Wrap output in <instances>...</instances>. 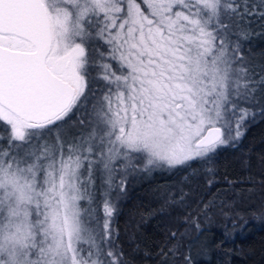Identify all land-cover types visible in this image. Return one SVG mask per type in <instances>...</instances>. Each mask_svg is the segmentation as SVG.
Returning <instances> with one entry per match:
<instances>
[{
    "label": "snow or ice",
    "instance_id": "1",
    "mask_svg": "<svg viewBox=\"0 0 264 264\" xmlns=\"http://www.w3.org/2000/svg\"><path fill=\"white\" fill-rule=\"evenodd\" d=\"M256 21L264 0H0V264H124L127 177L264 118Z\"/></svg>",
    "mask_w": 264,
    "mask_h": 264
},
{
    "label": "trees",
    "instance_id": "2",
    "mask_svg": "<svg viewBox=\"0 0 264 264\" xmlns=\"http://www.w3.org/2000/svg\"><path fill=\"white\" fill-rule=\"evenodd\" d=\"M250 37L245 49L260 60L259 21ZM127 190L114 219L124 264H264V118L257 116L238 146ZM190 242L199 247L190 251Z\"/></svg>",
    "mask_w": 264,
    "mask_h": 264
},
{
    "label": "rangeland",
    "instance_id": "3",
    "mask_svg": "<svg viewBox=\"0 0 264 264\" xmlns=\"http://www.w3.org/2000/svg\"><path fill=\"white\" fill-rule=\"evenodd\" d=\"M223 147H225V146H222L221 148H219L218 150H217V152L216 153H214V154H211L207 159H203V160H197V161H206L207 162V160L208 159H211L214 155H216L218 152H219V150L220 149H222ZM178 168H180V167H178ZM176 169V168H175ZM171 170H174V169H153L152 171H149V172H141V173H136V174H132V175H129L128 177H127V179H126V181H125V190H124V192L120 195V198L122 197V195L124 194V193H126L128 190H127V188H128V186L129 185H131L132 183L135 185V184H139L141 181H144V180H149V179H151L152 178V176H153V174L155 173V172H161V171H171ZM239 200V199H238ZM237 200V198H235V199H233V202L235 203L236 201H238ZM117 204H118V201H117ZM166 204H165V202L163 203V206H165ZM161 207L160 209L161 210H163V208L164 207ZM173 216H175V215H173V214H171L170 216H168V218L170 219V223H174V220H177L178 218H176V217H173ZM114 219H115V217H114ZM114 219H113V223H112V227H113V229H114ZM174 219V220H173ZM187 231H188V229H187ZM186 231V232H187ZM184 233V235H185V232H183ZM113 235H114V239H116V231L114 230V233H113ZM114 245H115V248H116V250H117V252H118V254H122V251H121V249H120V246H119V244L117 245V242L114 240ZM121 259H122V256H121Z\"/></svg>",
    "mask_w": 264,
    "mask_h": 264
}]
</instances>
